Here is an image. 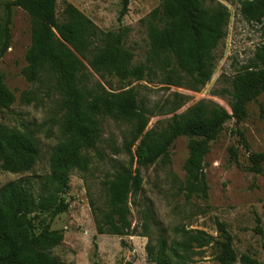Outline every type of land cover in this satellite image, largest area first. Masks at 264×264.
Instances as JSON below:
<instances>
[{"label": "rangeland", "instance_id": "rangeland-1", "mask_svg": "<svg viewBox=\"0 0 264 264\" xmlns=\"http://www.w3.org/2000/svg\"><path fill=\"white\" fill-rule=\"evenodd\" d=\"M246 1L203 0L205 7L215 9L221 5L229 14L225 37L208 59L211 77L205 84L196 83L182 71L174 55L152 52L148 24L160 0H129L126 7L123 0H59L57 15L63 19L69 2L104 32H125L123 45L134 54L133 65L148 67L145 79L134 80L131 85L148 118L145 133L151 129L162 132L169 128L175 114L198 103L231 112L233 80L255 62L256 50L264 44V4L250 0L256 12L253 19L243 11ZM31 29V16L14 7L11 47L0 60V69L16 100L9 110L0 111V120L19 129L29 127L35 134L40 157L25 173L0 169V188L9 181L24 177L40 180L50 173L53 149L65 139V110L54 78L44 76L31 81L24 74ZM86 65L93 85L99 82L109 91L123 86L117 77L101 78ZM170 78L174 84L168 83ZM246 108L245 119L230 118L209 141L202 190L191 196L193 177L186 169L189 136L178 137L166 157L143 167L136 158L138 143L132 153L129 151L134 120L101 112L96 144L85 150L90 158L88 169H74L66 178L68 209L52 223V229L63 230L64 240L51 250L52 254L62 264H154L149 243L158 249L163 238L171 246L174 241H182L187 232L204 231L212 236L211 242L205 247L194 243L182 264H242L244 256L264 264V162L254 165L251 160L252 155L264 153V91L250 98ZM124 168L132 170L138 184L129 198L130 228L123 235L108 230L99 233L97 222L110 211V182ZM42 218L38 228L48 219ZM228 243L233 255L224 263Z\"/></svg>", "mask_w": 264, "mask_h": 264}, {"label": "trees", "instance_id": "trees-1", "mask_svg": "<svg viewBox=\"0 0 264 264\" xmlns=\"http://www.w3.org/2000/svg\"><path fill=\"white\" fill-rule=\"evenodd\" d=\"M58 1L4 0L2 3L0 60L11 47L13 9L19 7L32 20L31 44L26 54L28 65L24 74L31 81L44 76L54 78L65 110V139L53 149L50 173L40 180L24 177L1 186L0 264H62L51 250L64 240V232L52 229V223L68 209L65 196L69 189L67 176L74 169H88L90 158L85 150L96 144L101 112L117 119L134 120L129 151L132 153V147L138 143L136 158L143 167L166 157L178 137L189 136L190 156L186 169L193 177L191 196L202 190L203 162L209 141L230 118L245 119L248 100L264 91L262 44L256 50L255 62L233 80L231 112L221 106L208 109L203 103H198L184 113L175 114L166 131L151 129L145 133L148 118L131 85L134 80L145 79L148 67L145 64L133 65L134 54L123 45L125 32H104L69 2L60 20ZM258 1L264 4V0ZM252 5V1L247 0L243 11L255 19ZM150 18L148 35L152 52L155 55H174L182 71L196 83L205 84L211 77L208 59L226 34L229 20L226 8L221 5L215 9L205 7L203 0H160L159 7L151 12ZM86 62L101 78L115 76L123 86L117 88L118 91H109L99 82L93 85ZM168 83L174 84V80L170 78ZM108 84L114 90L112 82ZM15 100V94L6 84L0 69V111L9 110ZM39 157L35 134L29 127L24 125L19 129L0 120V169L25 173L34 168ZM251 160L254 165L264 162V153L252 155ZM136 187V177L129 168L115 174L109 186L110 211L103 220H98L99 233L107 230L118 235L126 233L132 214L129 198ZM42 216L48 219L38 228L37 222ZM211 240L212 236L204 231L187 232L182 241H174L171 246L163 238L158 249L150 243L147 248L154 264H182L194 243L205 247ZM229 243L222 257L224 263L233 255ZM242 264L258 263L244 256Z\"/></svg>", "mask_w": 264, "mask_h": 264}, {"label": "water", "instance_id": "water-1", "mask_svg": "<svg viewBox=\"0 0 264 264\" xmlns=\"http://www.w3.org/2000/svg\"><path fill=\"white\" fill-rule=\"evenodd\" d=\"M129 0H123L125 7L128 5Z\"/></svg>", "mask_w": 264, "mask_h": 264}]
</instances>
